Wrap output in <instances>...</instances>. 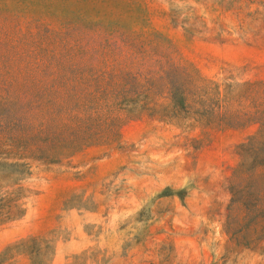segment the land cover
Instances as JSON below:
<instances>
[{
    "label": "rangeland",
    "instance_id": "obj_1",
    "mask_svg": "<svg viewBox=\"0 0 264 264\" xmlns=\"http://www.w3.org/2000/svg\"><path fill=\"white\" fill-rule=\"evenodd\" d=\"M126 41L190 65L211 107L21 150L0 181V264H264V149L241 150L264 118V0H0V96L16 90L41 139L56 102L126 66Z\"/></svg>",
    "mask_w": 264,
    "mask_h": 264
},
{
    "label": "trees",
    "instance_id": "obj_2",
    "mask_svg": "<svg viewBox=\"0 0 264 264\" xmlns=\"http://www.w3.org/2000/svg\"><path fill=\"white\" fill-rule=\"evenodd\" d=\"M126 43L121 48L120 57L126 66L110 74L108 83L72 90L68 100L61 98L56 102L57 105L53 107L58 108L57 113L65 118L54 126L53 133L44 132L41 139L28 133L31 131L30 122L25 118L28 110L24 101L15 96L16 90L9 89L7 97L0 96V181L3 179V168L7 164L18 166L19 161L25 159L19 154L20 151L37 141L57 146L101 137L117 126L122 113L131 117L150 112L153 117H161L162 121L185 126L187 119H195L202 115L201 111L211 107L199 100L201 88L195 77L197 74L190 65H183L169 56L155 60L147 53L136 52L135 44ZM125 47L133 52H125ZM148 58L155 61L146 65ZM137 59L142 62L135 68ZM214 118H210L208 126ZM181 121L184 123L181 124ZM68 132L71 133L67 135ZM69 138L72 142H67ZM250 146L264 149V118L261 120L259 137L249 139V144L242 145L241 150ZM20 175L16 173L15 182L21 180Z\"/></svg>",
    "mask_w": 264,
    "mask_h": 264
}]
</instances>
